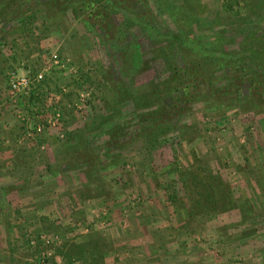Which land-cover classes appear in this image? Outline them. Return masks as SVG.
Returning <instances> with one entry per match:
<instances>
[{"label":"rangeland","instance_id":"rangeland-1","mask_svg":"<svg viewBox=\"0 0 264 264\" xmlns=\"http://www.w3.org/2000/svg\"><path fill=\"white\" fill-rule=\"evenodd\" d=\"M112 3L0 0V149L9 155L0 173L27 194L14 206L0 196V264H264V92L202 97L150 147L153 118L142 111L152 108L132 101L164 93L168 51L156 34L208 40L221 29L223 49L238 50L244 34L264 32V0ZM139 15L153 19V35L132 22ZM12 72L43 78L12 98ZM55 108L56 126L37 132ZM78 142L96 151L97 167L73 166ZM207 173L219 181L208 179L210 192ZM220 188L233 208L222 210Z\"/></svg>","mask_w":264,"mask_h":264},{"label":"trees","instance_id":"trees-1","mask_svg":"<svg viewBox=\"0 0 264 264\" xmlns=\"http://www.w3.org/2000/svg\"><path fill=\"white\" fill-rule=\"evenodd\" d=\"M86 4L89 3L86 2ZM114 5L112 0H106V8L112 9L115 7ZM152 20L151 17L139 15L132 22L136 23L148 35H153ZM212 37L207 36L209 39L206 40L200 35L158 33L153 38L156 45L159 44V51H168L163 55L168 76L164 81L159 82L164 93L163 95L159 94L162 92L159 89V93H156L153 99L147 100L139 95L132 97V101L137 108H152V110L142 111L143 115L153 118L151 119L153 123L150 120L152 123L150 127L152 126L153 132L147 135V130H145V136L147 135L145 137L146 145L148 147L153 146L157 141L156 139L160 140L161 134L168 128L167 122H170L175 116L182 115L183 111L190 108V103L202 97L210 96L214 97V100L222 102V97L231 93L234 94L235 101L240 102L241 97L245 100L246 95H260L255 92H264V89H262L264 88V32L244 34L238 50L223 49V45L225 46L230 42L226 37L225 30L216 31ZM219 71H223L221 75L220 73L217 74ZM220 76L225 79V84H217V79H220ZM152 84L150 85L152 86ZM166 96H170V101H165ZM230 101L232 102V100ZM160 126V129L157 128ZM116 127L119 126L113 127L115 130L110 133L111 143L120 146V139H118L120 134ZM85 143L78 142V145L76 144L73 147V151H70L69 154L72 158H75L76 155L79 156L74 160L73 166L79 167L87 164L89 169L90 167H97L99 162L96 159V151H93L90 145H85ZM204 178L207 179L205 185L207 192L213 190V186L209 187L208 179L211 180L212 184H214V181L219 182L218 177L213 176L212 173H207ZM169 186H171V183ZM215 192L218 194L219 201L220 199L225 200L224 206L221 207L222 210L231 209L235 206V204H230L229 194L225 191L222 192L221 188ZM173 197L174 195L170 197L171 201L175 200ZM203 199H206V197H203ZM188 211L191 212L189 209ZM211 211L214 212L215 209L211 208ZM85 250L88 251V255H97L95 249L91 246L83 249V251ZM80 253H82V250Z\"/></svg>","mask_w":264,"mask_h":264},{"label":"built area","instance_id":"built-area-1","mask_svg":"<svg viewBox=\"0 0 264 264\" xmlns=\"http://www.w3.org/2000/svg\"><path fill=\"white\" fill-rule=\"evenodd\" d=\"M52 57L57 60V55L53 54ZM56 62V61H55ZM43 78L42 73H37L35 76L30 77L29 75H22L15 72L11 73L10 81H9V94L12 98H15L19 95H27L31 85L34 81L38 82ZM24 97V96H23ZM59 111L58 109H54V112L52 115L47 116L41 123L37 124L36 131L41 132L44 129L52 128L56 126V123L59 121ZM26 119V121L29 120V118L23 117V120ZM43 122V123H42ZM27 125V123H24ZM29 133V131H28Z\"/></svg>","mask_w":264,"mask_h":264},{"label":"crops","instance_id":"crops-1","mask_svg":"<svg viewBox=\"0 0 264 264\" xmlns=\"http://www.w3.org/2000/svg\"><path fill=\"white\" fill-rule=\"evenodd\" d=\"M3 127L6 129V125H3ZM2 146L0 145V148ZM3 149H0V164L3 165V163H8L9 164V155L6 154L7 152H3L2 151ZM23 160H26L25 158H22ZM28 161V160H27ZM6 178H4V176L0 173V196L3 197L4 196V202L5 204H8L10 206H14L15 202H17L18 200H16L18 197H23L22 200H24L26 197L25 195L26 192H24L25 190L21 187L20 188V185H21V182L23 180L20 181V178L17 177V178H13L9 175L6 174L5 176ZM5 184H8V191L6 189V186ZM59 185H62L61 183ZM29 191H32V189H28ZM14 198H16L14 200ZM2 200H0V204L2 203L1 202ZM153 229V228H152ZM151 229V230H152Z\"/></svg>","mask_w":264,"mask_h":264}]
</instances>
